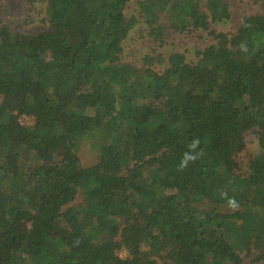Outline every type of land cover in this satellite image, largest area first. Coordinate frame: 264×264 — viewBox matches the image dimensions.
Wrapping results in <instances>:
<instances>
[{"label": "trees", "instance_id": "trees-1", "mask_svg": "<svg viewBox=\"0 0 264 264\" xmlns=\"http://www.w3.org/2000/svg\"><path fill=\"white\" fill-rule=\"evenodd\" d=\"M45 1L44 32L0 22V264L264 262V147L231 170L264 135V3L224 33V0H139L130 19L131 0ZM141 24L155 44L214 42L175 67L126 63ZM194 138L203 155L181 171Z\"/></svg>", "mask_w": 264, "mask_h": 264}, {"label": "rangeland", "instance_id": "rangeland-1", "mask_svg": "<svg viewBox=\"0 0 264 264\" xmlns=\"http://www.w3.org/2000/svg\"><path fill=\"white\" fill-rule=\"evenodd\" d=\"M139 0H131L126 9V16L130 19L136 15V5ZM206 0H203L205 3ZM229 4L231 18L223 23L211 26L218 32L235 33L245 16L262 12L264 0H224ZM0 22L12 31L34 34L44 32L48 29L47 4L45 0H37L34 6H29L23 1L0 0ZM147 31L141 24L131 32L124 43L122 59L124 62L139 65L148 53L161 55L162 61L158 62L156 68L162 70L168 66H179L184 63L196 61V51L202 50L214 42L213 38L204 31H193L175 33L169 29L165 42L155 44L147 38ZM23 125H31L32 120L22 117ZM264 147V135L248 136L238 152L235 154L231 170L237 174L247 173L248 165L253 159L256 147ZM126 255L125 251L119 253ZM252 257L246 259V264H252ZM264 264V262L257 263Z\"/></svg>", "mask_w": 264, "mask_h": 264}, {"label": "clouds", "instance_id": "clouds-1", "mask_svg": "<svg viewBox=\"0 0 264 264\" xmlns=\"http://www.w3.org/2000/svg\"><path fill=\"white\" fill-rule=\"evenodd\" d=\"M241 50L246 51V46L241 44ZM201 141L199 138H194L191 143L188 145V150L184 152L183 157L179 164V170L186 169L190 163H194L203 155V150L200 149ZM198 149H200L198 151ZM222 198H227L228 207L232 210L239 208V203L235 197H227V193H221Z\"/></svg>", "mask_w": 264, "mask_h": 264}]
</instances>
